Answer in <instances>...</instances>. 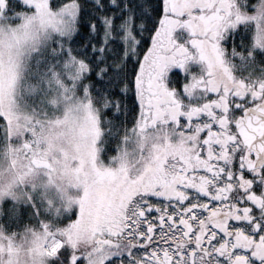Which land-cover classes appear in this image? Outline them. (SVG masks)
Instances as JSON below:
<instances>
[{"label": "snow or ice", "instance_id": "6c2138e0", "mask_svg": "<svg viewBox=\"0 0 264 264\" xmlns=\"http://www.w3.org/2000/svg\"><path fill=\"white\" fill-rule=\"evenodd\" d=\"M0 264H264V0H0Z\"/></svg>", "mask_w": 264, "mask_h": 264}]
</instances>
